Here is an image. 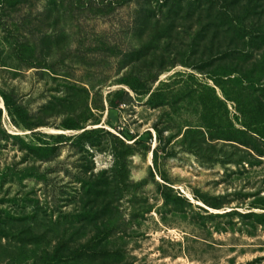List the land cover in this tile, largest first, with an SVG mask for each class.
Segmentation results:
<instances>
[{"label": "rangeland", "instance_id": "374dc122", "mask_svg": "<svg viewBox=\"0 0 264 264\" xmlns=\"http://www.w3.org/2000/svg\"><path fill=\"white\" fill-rule=\"evenodd\" d=\"M167 1L0 0V264H264V0Z\"/></svg>", "mask_w": 264, "mask_h": 264}, {"label": "trees", "instance_id": "16d2710c", "mask_svg": "<svg viewBox=\"0 0 264 264\" xmlns=\"http://www.w3.org/2000/svg\"><path fill=\"white\" fill-rule=\"evenodd\" d=\"M170 1V0H169ZM169 1H167V3L169 2ZM151 10L150 11H145L144 9H142L141 11H139L138 13H137V15H138V17H139V19L141 18H144V19H149V18H151V17H153V13L151 14ZM152 15V16H151ZM240 37V36H239ZM242 37V38H241ZM240 38L241 39H243V36H241ZM142 55V52H137L136 53V59L135 60H139L141 57H143V56H141ZM245 57H247V56H245ZM130 87V90L131 91H133L134 93H137V88H134V87H131V86H129ZM126 96L127 97H129L128 96V94L126 93Z\"/></svg>", "mask_w": 264, "mask_h": 264}]
</instances>
